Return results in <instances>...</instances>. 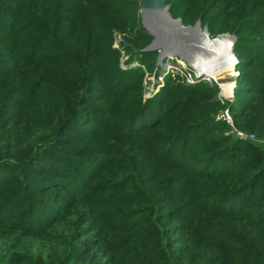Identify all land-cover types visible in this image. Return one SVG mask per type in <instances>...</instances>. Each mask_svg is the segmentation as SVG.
<instances>
[{
  "label": "rangeland",
  "instance_id": "obj_1",
  "mask_svg": "<svg viewBox=\"0 0 264 264\" xmlns=\"http://www.w3.org/2000/svg\"><path fill=\"white\" fill-rule=\"evenodd\" d=\"M164 3L161 56L139 0H0V264H264V178L234 161L264 151V0Z\"/></svg>",
  "mask_w": 264,
  "mask_h": 264
},
{
  "label": "trees",
  "instance_id": "obj_2",
  "mask_svg": "<svg viewBox=\"0 0 264 264\" xmlns=\"http://www.w3.org/2000/svg\"><path fill=\"white\" fill-rule=\"evenodd\" d=\"M90 11H87V15H88V13H89ZM100 19H102L103 21H104V19H103V17L102 16H100V18L98 19V23H96V18H92V19H90V18H87V20H88V22H90L94 27H95V29L93 30V31H91L92 33H95L98 29H99V24H100V26H101V23H100ZM95 31V32H94ZM91 32H88V36H87V40L84 42V44H83V46H81L80 47V51H81V55L80 56H77L76 57V59L79 61V64H81V66L83 67L82 69H83V71H88V80H90V77H92L91 75L92 74H94V67H93V63H91V64H86V66H85V63H86V61H88V60H91L92 59V56L94 55L93 54V49H94V46H95V43H94V41L92 40V33ZM152 34V33H151ZM152 36H153V38L152 39H154L155 38V35L154 34H152ZM145 37V36H144ZM151 39V40H152ZM151 42V41H150ZM147 51H157V53L159 52V50H160V48H155V49H146ZM155 59H156V57H155ZM86 60V61H85ZM154 61V60H153ZM81 71V70H80ZM56 74H53V76H55ZM118 78H119V76H118ZM84 79V78H83ZM115 79H117V78H115ZM46 81H48V80H46ZM68 117V116H67ZM67 117H64V118H59L58 119V122H57V124L58 125H63V122H64V120L67 118ZM154 118H156L155 116H153ZM125 123H127V122H125ZM199 123H196V124H193V125H198ZM186 128V129H185ZM184 129L186 130L184 133H187V131H188V129H187V127H185ZM189 128V127H188ZM191 129V128H190ZM251 129H255V127L254 126H252V128ZM62 131H64V132H67L68 131V128H64ZM190 132V131H189ZM183 137V136H182ZM175 138H177V136H175L174 137V139ZM177 140H178V142L179 143H182V145L183 146H180V147H178V150L175 152L176 153V155H178L179 157L180 156H183V158L184 159H187L188 157H189V154H187V151L184 149L185 148V146H186V141L188 140V138L185 140V142H184V144H183V142H181L180 141V139H175L174 141H175V144H177L178 142H177ZM65 141H66V139H65ZM174 141L172 142V144H174ZM63 142V141H62ZM63 145H60V147H62ZM176 148V147H175ZM150 149H152V147L150 146ZM245 152L243 153V155L242 156H240V157H234L235 158V160L234 161H236V162H239V164H241V165H245L246 166V169H248V170H246L244 173H248L247 175H246V179H245V181L244 182H241L240 184V188H241V186H243V185H245V184H250V183H252L253 181H255L254 183H256V184H258L260 181L259 180H261V179H263L264 178V151L262 150V149H260V148H258L257 146H255L254 144H252V143H250V142H247V144L245 145ZM153 150V151H152ZM152 150H146L147 151V154L145 153L144 154V156L146 157V160H148V162L150 161V159H152L153 161H155L156 160V163L158 162V163H163L162 161L163 160H165V159H167V153H165V151L164 152H162L161 154H159L158 152H157V148L154 150V149H152ZM221 153H223V150H221L220 149V152L219 153H216V154H212V155H217V154H221ZM25 154H28V152H26V153H24V155ZM31 154V152H29V154L28 155H30ZM47 155H49V153L45 150V151H43L42 153H41V156L40 157H35V159L37 160V159H41L39 162H42V161H45L44 159H45V157H47ZM206 159H208V158H206ZM31 160H33V158H31ZM201 161H204V160H201ZM200 162V161H199ZM150 163V162H149ZM168 162L165 160L164 161V163L163 164H167ZM2 165H5V166H2ZM65 165V164H64ZM6 167H8V165L7 164H5L4 162H0V171H4V169H6ZM218 167L220 168V169H224V168H222V166H221V164L219 163L218 164ZM77 169H79V168H77ZM81 172H84V171H77V170H73L72 172H69V173H67V177H70L69 178V182H73V180L74 181H77V177L79 176L80 177V175H81ZM85 174V173H84ZM86 176H87V174H86ZM85 176V177H86ZM256 179V180H255ZM85 180V179H84ZM83 179L80 181V183H79V185H81V183L84 181ZM259 181V182H258ZM235 189L237 188V187H234ZM235 189H233L232 191H229L228 193H227V195H230L231 193H233L234 191H236ZM166 192H167V190H166ZM226 195V196H227ZM225 201H226V199H225ZM257 203H259L260 205L258 206V210H260V212H262V211H264V185L261 187V189H260V191H259V193H258V199H257ZM231 204H233V202L231 203ZM219 206H220V204H219ZM224 206H225V204H224ZM261 206V207H260ZM220 207H222V206H220ZM259 207H260V209H259ZM264 213H262V214H260V216H261V218H260V222H258V223H263V221H264V216H262ZM257 223V224H258ZM256 226H259V225H256ZM206 227H204L203 229H205ZM264 229V225H262V226H259L258 227V229L257 228H253V227H249L248 229H247V231L245 232L246 233V238H243V240H245V244H246V249H247V252H246V254H248V253H250V251L252 252V247H254V245H255V243L253 242L254 241V239L256 238H258L257 236H258V233L261 231V230H263ZM221 233V232H220ZM208 234H213V233H208ZM219 234V233H218ZM217 234V235H218ZM214 236V235H211L210 237L211 238H217L218 236H220V235H218V236ZM222 236H225V234L222 232V234H221ZM146 241H147V239H146ZM160 242L162 241V240H159ZM257 241H259L258 243L261 245V247H260V251H263L264 250V239L263 238H260V240L258 239V240H256V242ZM146 244H147V242H146ZM150 245V244H149ZM256 246H259V245H256ZM165 250V252H162V254H163V257L160 259V264H177V263H174V262H171V260H170V258H169V255H168V251H170V250H166V249H164Z\"/></svg>",
  "mask_w": 264,
  "mask_h": 264
},
{
  "label": "water",
  "instance_id": "obj_3",
  "mask_svg": "<svg viewBox=\"0 0 264 264\" xmlns=\"http://www.w3.org/2000/svg\"><path fill=\"white\" fill-rule=\"evenodd\" d=\"M140 1V14H141V23L146 28L152 26L154 23L150 15L154 14H167L168 4L164 3V0H139Z\"/></svg>",
  "mask_w": 264,
  "mask_h": 264
},
{
  "label": "bare ground",
  "instance_id": "obj_4",
  "mask_svg": "<svg viewBox=\"0 0 264 264\" xmlns=\"http://www.w3.org/2000/svg\"><path fill=\"white\" fill-rule=\"evenodd\" d=\"M168 17V16H167ZM169 18V17H168ZM149 27V32L150 33H152V34H154L156 37H155V39H154V41H153V43H152V47H154V48H156L155 46H157V45H160L159 44V39L162 37V36H164L162 33H161V31L160 30H158L156 27H151V26H148ZM163 40V39H162ZM160 46H163V45H160ZM165 46H166V44H165ZM164 47V46H163ZM165 48V51H163L162 53H161V56L164 54V52L166 53V51H169L168 50V48L166 49V47H164ZM181 54V53H180ZM205 58V57H204ZM200 61V60H199ZM199 67V70H201V71H198V73L200 72V73H204V74H206V75H208V76H211L210 74H208V73H206V72H204V71H210V73H213V74H216L219 70L218 69H216L215 67H214V65L212 64L211 65V63H204L203 62V64H201L200 66H198ZM203 71V72H202ZM212 77V76H211ZM212 78H214V77H212ZM215 80H217V79H215ZM234 85V82H225L224 84H223V89H224V93H228L230 90H231V88H232V86Z\"/></svg>",
  "mask_w": 264,
  "mask_h": 264
},
{
  "label": "built area",
  "instance_id": "obj_5",
  "mask_svg": "<svg viewBox=\"0 0 264 264\" xmlns=\"http://www.w3.org/2000/svg\"><path fill=\"white\" fill-rule=\"evenodd\" d=\"M211 77V76H210ZM212 78V77H211ZM212 79H214L215 80V78H212Z\"/></svg>",
  "mask_w": 264,
  "mask_h": 264
}]
</instances>
